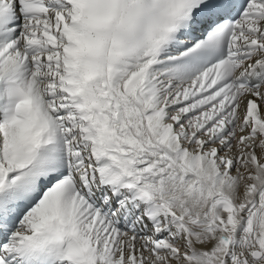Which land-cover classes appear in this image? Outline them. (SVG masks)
<instances>
[{"label": "snow or ice", "instance_id": "1", "mask_svg": "<svg viewBox=\"0 0 264 264\" xmlns=\"http://www.w3.org/2000/svg\"><path fill=\"white\" fill-rule=\"evenodd\" d=\"M0 264H264V0H0Z\"/></svg>", "mask_w": 264, "mask_h": 264}]
</instances>
